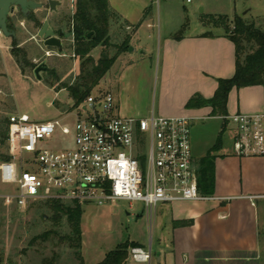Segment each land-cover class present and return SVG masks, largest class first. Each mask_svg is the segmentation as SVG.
Instances as JSON below:
<instances>
[{"label": "rangeland", "instance_id": "374dc122", "mask_svg": "<svg viewBox=\"0 0 264 264\" xmlns=\"http://www.w3.org/2000/svg\"><path fill=\"white\" fill-rule=\"evenodd\" d=\"M36 1L43 7L32 10V21L13 9L9 16L15 26V37L0 35V162L7 158L5 129L10 115L24 113L33 122L59 119L62 125H69L74 122L79 107L66 87L58 89L74 82L82 61L73 52L74 40L68 23L74 11V0H57L59 3L53 10L49 9L48 0ZM143 1L145 6L140 0H109L115 14L117 9L125 12L131 24L137 26L132 33L133 28H126V21L112 17L108 27L110 46L97 45L89 53L96 61L102 50L107 49L111 55L116 52L115 45L126 35L129 37L127 50L118 55L89 93L101 95L109 91L114 100L113 114L118 116L146 117L151 110L157 113L162 38L165 35L202 31L207 35L223 34L222 28L207 24V15H225L230 28L233 18L238 16L246 22H254L264 31V0ZM44 21H48L56 34L63 32L61 51L45 46L42 37L37 36ZM13 41L30 62L22 69L11 55ZM40 65L45 69L39 71L40 79H37L34 69ZM192 123V155L199 158L215 142L221 120L207 117L192 119ZM41 146L64 148L72 146V141L58 137ZM12 188L0 183V264H41L43 258L49 257L54 259V264H79L65 239L70 231L65 217L55 219L47 200H35L25 207H17L6 197ZM143 207L140 201L117 199L103 205H81L83 264L100 262L110 250L128 239L140 240L147 246L149 239L154 237L149 228L154 214L151 218H147L146 213L138 217ZM261 231L264 238V227ZM260 256V262L264 264V245Z\"/></svg>", "mask_w": 264, "mask_h": 264}, {"label": "built area", "instance_id": "2783aa9c", "mask_svg": "<svg viewBox=\"0 0 264 264\" xmlns=\"http://www.w3.org/2000/svg\"><path fill=\"white\" fill-rule=\"evenodd\" d=\"M113 108V97L106 92L89 94L69 125L10 115L8 158L0 162V183L13 186L6 197L19 208L48 199L80 205L140 201L149 217L161 203L209 198L198 189L189 118L154 111L124 117L114 115ZM228 121L239 155L264 156V111L232 114ZM58 137L71 138L72 146H41ZM130 255L139 261L151 256L141 247H132Z\"/></svg>", "mask_w": 264, "mask_h": 264}, {"label": "crops", "instance_id": "0c3cea01", "mask_svg": "<svg viewBox=\"0 0 264 264\" xmlns=\"http://www.w3.org/2000/svg\"><path fill=\"white\" fill-rule=\"evenodd\" d=\"M140 3L145 6V1ZM116 14L134 33L137 24H131L125 12L117 9ZM204 33H184L179 38L170 33L162 38L156 114L187 117L191 128L192 119L221 120L215 139L216 142L220 136V146L211 152L215 157L213 192L203 200L159 204L153 222L149 221L154 237L147 246L140 240L128 239L136 247L150 250V259L135 260L129 251L125 264H261L264 197L260 195H264V156L239 155L235 151L233 127L228 117L263 112L264 87L231 88L224 114L200 101L189 105L195 96L212 98L218 79L230 78L235 71L232 41L223 34ZM199 158L194 157L195 162Z\"/></svg>", "mask_w": 264, "mask_h": 264}, {"label": "trees", "instance_id": "16d2710c", "mask_svg": "<svg viewBox=\"0 0 264 264\" xmlns=\"http://www.w3.org/2000/svg\"><path fill=\"white\" fill-rule=\"evenodd\" d=\"M19 14L29 21L33 19L32 11L27 16H23L20 12ZM112 17L119 18L110 8L108 0H74V11L68 23L74 40L73 52L82 61L74 82L67 86H60L58 89L66 87L70 98L76 105H79L89 95L92 88L99 84L110 69L118 55L129 47V37L126 35L118 45H115L116 52L113 54L110 55L108 50L104 49L96 61L89 55L90 51L97 45H103L105 48L110 46L108 27L109 20ZM205 19L208 20L207 24L222 28L224 30L223 35L234 44L235 71L230 78L218 79V86L212 98L202 99L195 96L190 100L189 105L200 101L202 104H210L215 112L224 114L228 92L231 88L252 85H262L264 87V31L256 27L254 22H246L238 16L233 18L231 28L225 15H218L217 17L207 15ZM7 25L9 31L16 32L10 16H8ZM89 33L90 35H88ZM180 35H175V38H179ZM17 48V44L13 41L11 55L22 69L30 62L25 53H21V50ZM5 132L7 133V127ZM220 141L221 138L218 136L216 142L208 149L206 154L196 161L198 189L205 195L211 194L214 189L215 157L211 152L219 148ZM46 202L53 211L55 219L58 220L61 216L65 217L70 228L69 233L65 235V239L69 247L73 249L75 259L79 264H83L80 252L81 205L73 201L65 202L59 199H48ZM136 246L135 243L129 241L121 243L110 250L96 264H125L130 249ZM41 264H54V259L52 257L43 258Z\"/></svg>", "mask_w": 264, "mask_h": 264}, {"label": "water", "instance_id": "95a60500", "mask_svg": "<svg viewBox=\"0 0 264 264\" xmlns=\"http://www.w3.org/2000/svg\"><path fill=\"white\" fill-rule=\"evenodd\" d=\"M57 0H48L49 9L53 10L58 4ZM43 7L41 2L36 0H0V30L2 34L6 37H15L14 31H9L8 29V16L13 9L19 11L23 16H27L30 11L40 9ZM63 35L62 31H59L58 35L55 34V31L49 27L48 21H44L41 27L37 31V36L42 37L43 44L48 47H56L61 51V37ZM90 35V33L88 34ZM45 69L43 65H40L34 69V74L39 77V71ZM144 213V210L138 214V217H141Z\"/></svg>", "mask_w": 264, "mask_h": 264}, {"label": "flooded vegetation", "instance_id": "af4514ba", "mask_svg": "<svg viewBox=\"0 0 264 264\" xmlns=\"http://www.w3.org/2000/svg\"><path fill=\"white\" fill-rule=\"evenodd\" d=\"M58 33H59V32H57V34H56V33H55V34L58 35Z\"/></svg>", "mask_w": 264, "mask_h": 264}]
</instances>
